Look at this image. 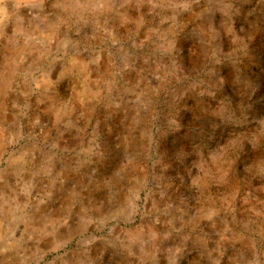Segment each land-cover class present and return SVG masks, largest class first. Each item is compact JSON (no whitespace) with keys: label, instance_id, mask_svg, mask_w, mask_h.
I'll return each instance as SVG.
<instances>
[{"label":"clouds","instance_id":"9594fccd","mask_svg":"<svg viewBox=\"0 0 264 264\" xmlns=\"http://www.w3.org/2000/svg\"><path fill=\"white\" fill-rule=\"evenodd\" d=\"M0 264H264V0H0Z\"/></svg>","mask_w":264,"mask_h":264},{"label":"rangeland","instance_id":"374dc122","mask_svg":"<svg viewBox=\"0 0 264 264\" xmlns=\"http://www.w3.org/2000/svg\"><path fill=\"white\" fill-rule=\"evenodd\" d=\"M259 44H260V38L258 37L255 46H258Z\"/></svg>","mask_w":264,"mask_h":264}]
</instances>
